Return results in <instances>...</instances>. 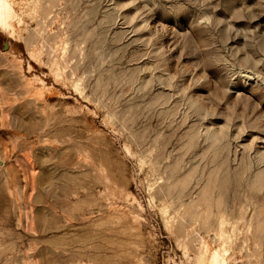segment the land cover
Listing matches in <instances>:
<instances>
[{
  "label": "rangeland",
  "instance_id": "obj_1",
  "mask_svg": "<svg viewBox=\"0 0 264 264\" xmlns=\"http://www.w3.org/2000/svg\"><path fill=\"white\" fill-rule=\"evenodd\" d=\"M0 264H264V0H0Z\"/></svg>",
  "mask_w": 264,
  "mask_h": 264
}]
</instances>
